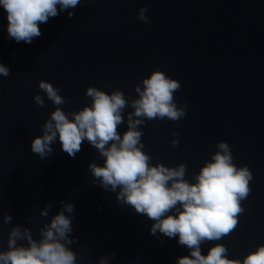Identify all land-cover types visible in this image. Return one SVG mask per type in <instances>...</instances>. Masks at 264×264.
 <instances>
[{
	"label": "water",
	"instance_id": "water-1",
	"mask_svg": "<svg viewBox=\"0 0 264 264\" xmlns=\"http://www.w3.org/2000/svg\"><path fill=\"white\" fill-rule=\"evenodd\" d=\"M141 8L147 22L138 19ZM6 16L0 6V64L11 72L0 76V252L9 250L14 228L38 242L41 229L72 204L74 211L65 215L74 242L67 247L76 264H100L105 257L107 264L192 258L178 236L152 234L155 221L118 200L119 188L100 187L89 165L103 167L105 158L86 140L75 158L62 151L58 137L45 158L31 152V141L43 135L56 107L69 114L91 106L88 87L123 92L118 134L129 130L130 115L143 121L134 130L142 133L141 151L150 166L184 164L190 184L220 151L217 145L227 143L232 163L252 173L250 194L239 201L243 211L232 232L201 243V255L221 244L228 259L243 264L264 246V0H81L40 24L42 34L31 44L8 38ZM154 71L180 83L174 100L178 108L187 106L180 120L134 115L132 101L140 98L135 89L143 91V80ZM40 81L60 89L65 104L54 106ZM37 94L43 108L34 102ZM16 246L27 247V239Z\"/></svg>",
	"mask_w": 264,
	"mask_h": 264
},
{
	"label": "clouds",
	"instance_id": "clouds-1",
	"mask_svg": "<svg viewBox=\"0 0 264 264\" xmlns=\"http://www.w3.org/2000/svg\"><path fill=\"white\" fill-rule=\"evenodd\" d=\"M80 3L81 0H0V6L7 13L8 38L26 44H31L42 34L40 24ZM146 11V8L139 10V20L147 22ZM73 15L68 12L70 18ZM10 74V70L0 64V76ZM180 87L178 81L154 71L143 80V91L139 86L135 89L140 98L132 101L134 115L148 120H180L187 111L186 105L178 108L174 100V93ZM39 88L54 106L65 104V99L58 95L60 89L51 83L40 81ZM85 95L91 98V106L79 112L66 114L56 107L42 126L43 135L31 141V152L45 158L51 154L50 145L58 137L62 151L75 158L86 140L105 158L103 167L89 165L93 176L101 181L100 187L107 190L111 186L112 191L119 188L118 200L132 206L137 214L155 221L152 234L159 230L168 238L178 236L180 245L192 249V258H180L178 264H241L240 260L228 259V250L221 244L210 248L207 256L201 255L200 251L204 241L220 240L232 232L237 225L235 217L243 211L239 201L250 194L248 185L252 173L247 166L237 169L232 163L228 144L217 145L220 151L212 156V162L200 169L196 183L190 184L184 179V164L176 168L150 166L151 158L141 151L144 147L140 143L142 133L134 130L143 121H133L130 115L129 130L122 138L118 134L117 126L123 122L120 113L126 106L123 92L117 90L108 95L88 87ZM34 102L44 107L39 94L34 97ZM178 143L174 140L173 147ZM177 206L180 210L175 215H168ZM73 211L74 205L65 204L63 211L41 229L42 238L38 242L27 230L21 233L19 228H14L9 237V250L0 252V264H76V254L67 247L74 242L68 239L72 233V220L65 215ZM47 215V209L41 212V216ZM10 220L11 217L6 216L4 222ZM19 239H27L28 246H16ZM100 264H107V258H102ZM243 264H264V246L245 257Z\"/></svg>",
	"mask_w": 264,
	"mask_h": 264
}]
</instances>
